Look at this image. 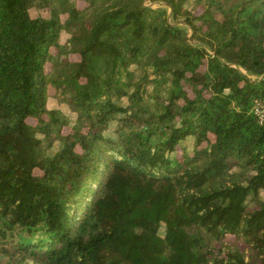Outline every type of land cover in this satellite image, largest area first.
<instances>
[{"label":"trees","instance_id":"16d2710c","mask_svg":"<svg viewBox=\"0 0 264 264\" xmlns=\"http://www.w3.org/2000/svg\"><path fill=\"white\" fill-rule=\"evenodd\" d=\"M186 1L0 0V264H264V0Z\"/></svg>","mask_w":264,"mask_h":264},{"label":"rangeland","instance_id":"374dc122","mask_svg":"<svg viewBox=\"0 0 264 264\" xmlns=\"http://www.w3.org/2000/svg\"><path fill=\"white\" fill-rule=\"evenodd\" d=\"M206 4V0H187L184 3V7L186 9H188L190 12H192L193 14H197V7L200 8V6ZM35 10L32 11V14L35 15ZM180 20H182V17H180ZM183 26V25H181ZM67 34L63 31L60 33V41L61 42H65V40L67 39ZM187 37L192 38L191 36V30L187 29ZM193 41L196 40L195 37L192 38ZM243 72H245L243 69H241ZM123 104H126L125 100H122ZM46 106L48 108H56L61 110L71 121H73L75 119V114L65 105V104H60L58 103L55 98L52 97H48L46 100ZM109 133L111 132L110 130L108 131ZM107 132V133H108ZM41 136V135H40ZM58 147V144L55 143L54 149H56ZM261 196L264 197V190L261 191Z\"/></svg>","mask_w":264,"mask_h":264},{"label":"built area","instance_id":"2783aa9c","mask_svg":"<svg viewBox=\"0 0 264 264\" xmlns=\"http://www.w3.org/2000/svg\"><path fill=\"white\" fill-rule=\"evenodd\" d=\"M258 123H264V100L255 99L251 108Z\"/></svg>","mask_w":264,"mask_h":264}]
</instances>
